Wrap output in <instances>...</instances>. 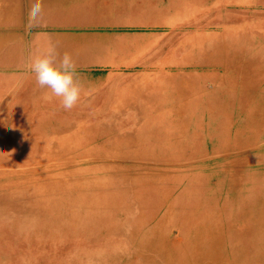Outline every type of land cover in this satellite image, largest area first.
<instances>
[{"label": "rangeland", "instance_id": "obj_1", "mask_svg": "<svg viewBox=\"0 0 264 264\" xmlns=\"http://www.w3.org/2000/svg\"><path fill=\"white\" fill-rule=\"evenodd\" d=\"M31 3L0 0V264H264V0H89L29 30ZM49 44L71 110L27 68Z\"/></svg>", "mask_w": 264, "mask_h": 264}, {"label": "clouds", "instance_id": "obj_2", "mask_svg": "<svg viewBox=\"0 0 264 264\" xmlns=\"http://www.w3.org/2000/svg\"><path fill=\"white\" fill-rule=\"evenodd\" d=\"M28 18L29 30L43 23V0H32ZM27 68L34 74L38 87L46 90L43 95L46 101L58 98L64 110H71L80 101L83 86L77 79L70 54L61 55L55 45L49 44L30 58Z\"/></svg>", "mask_w": 264, "mask_h": 264}, {"label": "bare ground", "instance_id": "obj_3", "mask_svg": "<svg viewBox=\"0 0 264 264\" xmlns=\"http://www.w3.org/2000/svg\"><path fill=\"white\" fill-rule=\"evenodd\" d=\"M27 1V0H26ZM86 1V4L88 5V6H90V4H88V2H89V0H50V2H48V3H46V4H44L43 3V8H44V20H45V22H46V24H47V27L48 26H53V27H59V28H64V29H68L71 25H72V21H76V20H80V21H83V23H86L87 24V21H88V19H89V14L88 13H86V12H84V11H86V5L84 4V2ZM126 1H130V0H126ZM194 1V0H193ZM31 2V1H30ZM134 3V2H133ZM140 3V2H139ZM143 3V2H142ZM148 3V2H147ZM157 3V2H156ZM160 3V2H159ZM187 3H189V2H187ZM116 4V3H115ZM144 4V3H143ZM161 4V3H160ZM6 5V4H5ZM123 5V4H122ZM131 5V4H130ZM168 5V4H167ZM211 5V4H210ZM85 6V8L86 9H83V7ZM111 6V5H110ZM125 6H126V4H125ZM169 6V5H168ZM176 6V5H175ZM178 6V5H177ZM193 6H194V4H193ZM206 6V5H205ZM25 7V6H24ZM132 7V6H131ZM139 7H140V5H139ZM158 7H161V6H158ZM164 7H166V6H164ZM208 8H209V4H208ZM48 9H50L49 11H48ZM103 9V8H102ZM29 10V9H28ZM84 10V11H83ZM125 10V9H124ZM144 10V9H143ZM81 11H83V12H81ZM117 11V10H116ZM126 11V10H125ZM145 11V10H144ZM172 11V10H171ZM25 12V11H24ZM101 12V11H100ZM108 12H109V10H108ZM160 12V11H159ZM170 12V11H169ZM118 13V12H117ZM132 13V12H131ZM161 13V12H160ZM25 14H27L28 15V13L26 12ZM123 13H121L120 15H122ZM11 16V15H10ZM114 16V15H113ZM116 16V15H115ZM12 20V19H11ZM7 21V20H6ZM23 21V20H22ZM29 21V20H28ZM91 21V20H90ZM100 21V20H99ZM109 21V20H108ZM108 21H107V24H108ZM105 22H106V20H105ZM139 22V21H138ZM1 23V22H0ZM8 23V22H7ZM14 23V22H13ZM29 23V22H28ZM95 23V22H94ZM93 23V24H94ZM16 24H17V22H16ZM89 24V23H88ZM141 24V23H140ZM161 24V23H160ZM22 25V24H21ZM20 26V25H19ZM82 26V25H81ZM154 26V25H153ZM165 26H166V24H165ZM20 28V27H19ZM138 28V27H137ZM3 29V28H2ZM15 29V28H14ZM124 29V28H123ZM61 30V29H60ZM93 30V29H92ZM110 30V29H109ZM136 30V29H135ZM162 30V29H161ZM4 31V30H3ZM9 32V31H8ZM7 32V33H8ZM149 32V31H148ZM127 33V32H126ZM133 33V32H132ZM135 33V32H134ZM138 33V32H137ZM147 33V32H146ZM4 34H5V32H4ZM37 36V35H36ZM62 38V37H61ZM111 38V37H110ZM64 39V38H63ZM106 40V39H105ZM105 40H104V42H105ZM87 42V41H86ZM62 43V42H61ZM88 43H90V42H88ZM72 45V44H71ZM94 45V44H93ZM73 46H75V45H73ZM76 53H78V52H76ZM80 56V55H79ZM212 58V57H211ZM241 69V68H240ZM233 94V93H232ZM257 121V120H256ZM198 125V124H197ZM163 150V149H162ZM262 172V171H261ZM154 173H156V172H154ZM158 173V172H157ZM232 173H234V172H232ZM166 174V173H165ZM230 174V173H229ZM244 174V173H243ZM218 175V174H217ZM263 175V174H262ZM245 176V175H244ZM214 177V176H213ZM228 177V176H227ZM212 178V177H211ZM215 180H216V178H215ZM161 181V180H160ZM246 181V180H245ZM208 182V181H207ZM206 182V183H207ZM263 182V181H262ZM156 183V182H155ZM228 183V182H227ZM189 184V183H188ZM213 184V183H212ZM187 185V184H186ZM217 185V184H216ZM226 185V184H225ZM230 185V184H229ZM165 186V185H164ZM163 185H162V187H164ZM240 186H241V184H240ZM256 186V185H255ZM150 187V186H149ZM208 187V186H207ZM231 188H232V186H230ZM248 187V186H247ZM257 187V186H256ZM152 188H154V187H152ZM186 188H188L187 186H186ZM181 189V188H180ZM230 189V188H229ZM251 189V188H250ZM261 189V188H260ZM151 190V189H150ZM164 190V189H163ZM238 190V189H237ZM245 190V189H244ZM247 190V189H246ZM246 190H245V192H246ZM146 191V190H145ZM161 191V190H160ZM252 192H253V189H252ZM251 192V193H252ZM227 193V192H226ZM239 193H240V190H239ZM259 193V192H258ZM218 194V193H217ZM215 195V194H214ZM213 195V196H214ZM222 195V194H221ZM170 196V195H169ZM168 196V197H169ZM238 196V195H237ZM247 196H248V194H247ZM251 196V195H250ZM202 197V196H201ZM204 197V196H203ZM230 197V196H229ZM245 197H246V195H245ZM161 198V197H160ZM172 198V197H171ZM176 198H177V195H176ZM180 197H178L177 199H179ZM199 198H200V196H199ZM224 198V197H223ZM250 198V197H249ZM252 198V197H251ZM153 199H155V198H153ZM158 199H159V196H158ZM198 199V198H197ZM208 199L209 198H207V197H205V199L203 200H201L200 199V201L199 202H197V203H206L207 201H208ZM229 199V198H228ZM173 200V199H172ZM211 200V199H210ZM209 200V201H210ZM243 200V199H242ZM158 201V200H157ZM181 201V200H180ZM151 202V201H150ZM165 202H166V200H165ZM212 202V201H211ZM220 202V201H219ZM236 202H237V199H236ZM239 202V201H238ZM163 203V202H162ZM182 203V202H181ZM196 203V204H197ZM241 203V202H240ZM239 203V204H240ZM155 204V203H154ZM172 204V203H171ZM153 205V204H152ZM161 205V204H160ZM164 205V204H163ZM176 206V205H175ZM181 206V205H180ZM201 206V205H200ZM210 206V205H209ZM227 206H228V204H227ZM233 206V205H232ZM238 206V205H237ZM248 206V205H247ZM154 207V206H153ZM179 207V206H178ZM190 207H192V206H190ZM189 208V207H188ZM196 208H197V206H196ZM203 209V208H202ZM231 209V208H230ZM155 210V209H154ZM157 210H159V209H157ZM182 210V209H181ZM193 210V209H192ZM178 212V211H177ZM209 212V211H208ZM198 213V212H197ZM210 213V212H209ZM214 213V212H213ZM157 214V213H156ZM165 214V213H164ZM211 214V213H210ZM145 215H147V214H145ZM258 215V214H257ZM148 216H150V215H148ZM141 218V217H140ZM149 218V217H148ZM181 218V217H180ZM228 218V217H227ZM158 219V218H157ZM178 219V218H177ZM259 219V218H258ZM246 220V219H245ZM240 222V221H239ZM242 225H243V223H242ZM162 226V225H161ZM200 226V225H199ZM179 227H181L180 225H179ZM235 227V226H234ZM241 228V227H240ZM188 229V228H187ZM161 230V229H160ZM159 230V231H160ZM199 230V229H198ZM201 230V229H200ZM180 231V230H179ZM189 231V230H188ZM202 231V230H201ZM200 231V232H201ZM192 232V231H191ZM194 232V231H193ZM198 232V231H197ZM188 233V232H187ZM237 233V232H236ZM234 234V233H233ZM158 235V234H157ZM187 237V236H186ZM203 237H205V236H203ZM184 238V237H183ZM200 239V238H199ZM208 239V238H207ZM216 239V238H215ZM244 239V238H243ZM141 240V239H140ZM210 240V239H209ZM145 241V240H144ZM218 241V240H217ZM246 241V240H245ZM195 242V241H194ZM208 242V241H207ZM141 243V242H140ZM145 243V242H144ZM142 244V243H141ZM154 244V243H153ZM198 244H199V241H198ZM226 244V243H225ZM208 245V244H207ZM189 246V245H188ZM193 246V245H192ZM247 246V245H246ZM147 247V246H146ZM156 247V246H155ZM159 248V247H158ZM201 248V247H200ZM159 250V249H158ZM162 250V249H161ZM186 251V250H185ZM157 252V251H156ZM163 252V251H162ZM160 254V253H159ZM173 254H171V256H172ZM175 256V255H174ZM246 257V256H245ZM176 259V258H175ZM163 260V259H162ZM168 264H170V263H168Z\"/></svg>", "mask_w": 264, "mask_h": 264}]
</instances>
